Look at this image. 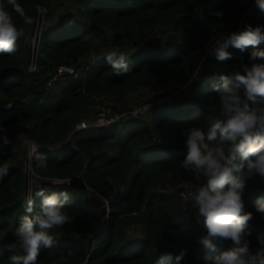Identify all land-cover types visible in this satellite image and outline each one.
Segmentation results:
<instances>
[{
  "label": "trees",
  "instance_id": "16d2710c",
  "mask_svg": "<svg viewBox=\"0 0 264 264\" xmlns=\"http://www.w3.org/2000/svg\"><path fill=\"white\" fill-rule=\"evenodd\" d=\"M57 0H17L32 18L31 24L13 13L18 28L33 30L40 9H49ZM213 1V5L211 2ZM84 9L80 18L61 22L41 36L36 62L33 49L18 37L13 52L0 51V125L11 129L16 125H34L31 139L39 150L32 159V168L40 178L63 180L69 200L64 207L71 217L64 225L49 232L53 244L41 248L37 264H212V258L233 246L230 239L214 238L215 250L206 248L199 239L207 228L199 217L183 211L179 194L155 193L166 175L184 180L197 179L191 168L182 166L187 155V130L207 129L220 121L218 89L225 81L222 75L244 73L251 66L253 50H264V44L248 46L244 51L230 47L232 56L223 61L213 58V71L193 80L199 63L195 55L205 49L211 32L231 34L241 31L240 20L254 6L252 26L264 25V11L254 0H81ZM9 11L12 6L0 0ZM200 9L201 22L191 14ZM220 12L222 15L217 16ZM116 32L113 46L128 44L135 51L128 59V71L117 74L108 61L85 71L81 77L63 76L54 80L61 65L78 64L89 56L105 29ZM159 27L178 34L181 44L145 49L144 39ZM142 35V46L136 41ZM108 43V40H102ZM127 54V53H126ZM35 70V71H33ZM160 81L170 78L192 81L187 108L161 106L150 124L130 118L109 128L76 132L63 150L54 154L60 140H67L83 119L86 109L99 96L122 100L130 92L143 88L150 77ZM242 98L243 89L240 90ZM250 108L260 107V98L248 101ZM125 126L126 129L122 130ZM160 138V141L158 140ZM219 140L208 141L214 146ZM230 142H225L227 145ZM16 142L0 131V164L14 157ZM98 152V160L88 156ZM243 160L238 154L235 163ZM236 175L235 169L232 172ZM202 175V174H201ZM200 175V176H201ZM24 171L9 167L0 175V264H9L8 257L23 254L15 229L25 216L32 217L40 207L41 198L34 195L33 212L26 211L27 202L20 200L24 188ZM108 182L120 188H106ZM207 183L201 184L205 186ZM55 190L46 189L45 194ZM102 192L109 199L108 210L94 209L86 196ZM58 192V191H57ZM264 195V177L254 173L246 180L242 193L244 211L251 212L243 239L255 253L264 248V212L256 210L258 197ZM139 226L140 242L131 241L128 228ZM61 229L73 230L86 244L71 237H59Z\"/></svg>",
  "mask_w": 264,
  "mask_h": 264
},
{
  "label": "clouds",
  "instance_id": "9594fccd",
  "mask_svg": "<svg viewBox=\"0 0 264 264\" xmlns=\"http://www.w3.org/2000/svg\"><path fill=\"white\" fill-rule=\"evenodd\" d=\"M12 6L9 11L0 4V51L11 53L16 48L18 37L24 31L14 22L13 13L31 24L32 18L25 14L24 8L17 0H7ZM255 5L264 11V0H254ZM217 16L222 13L217 12ZM264 43V25L251 24L241 31H234L217 41L214 55L217 60L229 59L232 53L230 47L244 51L248 46ZM105 59L115 73L123 68L128 71L127 60L130 56L125 52L112 50ZM249 59L258 61L244 65V73L236 72L231 76L222 75L225 83L219 87L220 108L225 116L224 121H217L207 129L192 126L187 132L185 142L187 155L183 161L184 168H191L197 179L200 175L207 177V184L196 190L194 202L199 215L204 218L208 232L199 242L206 248L215 250L214 238L230 239L233 246L212 258V264H264V248H258L255 253L249 250L248 241L243 239L246 222L251 218V212L244 211L242 193L246 180L254 173L264 177V50H253ZM243 89V97L240 90ZM260 98V107L250 108L248 101ZM136 111H139L137 109ZM219 140L214 146L207 141ZM230 142L227 145L225 142ZM33 151L36 145L32 146ZM238 154L243 160L236 164ZM9 163L0 164V175L7 172ZM235 169L236 175L232 172ZM66 181L55 180L53 184L63 185ZM35 195L41 198L39 209L32 217L25 216L15 229L19 248L23 254H13L8 257L9 264H37L40 249L53 244L54 237L49 230L64 225L71 217L64 207L69 200L68 191H53L45 194L46 189L37 185ZM256 210L264 212V195L258 197ZM26 211L33 212V200L28 199ZM182 251L177 257V264L183 258Z\"/></svg>",
  "mask_w": 264,
  "mask_h": 264
},
{
  "label": "rangeland",
  "instance_id": "374dc122",
  "mask_svg": "<svg viewBox=\"0 0 264 264\" xmlns=\"http://www.w3.org/2000/svg\"><path fill=\"white\" fill-rule=\"evenodd\" d=\"M213 5V1L211 2ZM84 9L81 0H57L55 1L49 9H40L38 12V20L36 22L33 30H26L24 32V39L27 43L34 48L37 46V43L40 41L41 36H43L47 31L57 27L61 22H67L69 20L80 18V12ZM255 8L252 7L251 11L244 15L240 20V28L243 30L246 25L251 24L250 19L253 14H255ZM197 21L201 22V13L200 9L195 10L191 14ZM116 32L112 29L111 26H107L103 35L102 40H108V43H103L102 40H97L91 54L86 58L80 60L78 64H74L73 66L76 68L78 77L83 76L87 68H92L97 63H101L103 61H107L105 56L108 52L112 50H116L118 52H125L127 54H131L135 51V46L132 44L126 45L124 48L113 46V41L115 39ZM143 36L140 34L137 36L136 41L139 46H142L141 40ZM145 49L158 48L159 50L163 47H166L168 44H181V40L175 32L171 29L159 27L156 33L152 36H149L144 39ZM142 43V44H141ZM264 44V43H263ZM199 63L197 65V71L193 76V80H198L201 75H209L213 71V64L211 60H213V56L208 53V50L203 49L199 53L195 54ZM35 71V70H33ZM60 77L56 76L55 80ZM192 87V81L185 83L181 79L170 78L166 81H160L155 77H150V80L147 84L141 88L137 92L128 93L124 99L117 100L113 97L103 98L99 96L95 99V102L91 103L90 106L86 109L85 114L83 116L82 121L86 123H93L100 113V111L104 108L111 107L112 113L116 115L126 114L128 118L131 117V113L141 108L144 105H148L151 103L158 102L159 100H167L166 104L163 106H171L172 108H187L190 104L189 93ZM250 101V100H249ZM161 107V106H160ZM159 106L155 107L146 118H140L148 122L150 124L151 119L154 117V114L159 111ZM219 120L224 121L226 118L223 113H217ZM127 118V119H128ZM81 121V122H82ZM126 129L125 126L122 127V130ZM0 131L9 134L12 136L16 142V148L14 151V157L8 162L9 167H20L23 169L25 177H24V188L20 193V200L31 199L35 192L39 189L37 185L42 186L48 190L62 191L69 187V183L66 182L63 185H55L53 181L50 179L40 178L38 177L32 166H29L30 162H32V146L36 145L35 142L31 139V133L34 131V125H16L11 129L4 128L0 125ZM72 133L68 137L67 140L58 141L54 147H49L51 151L56 154L59 150H63L64 146L68 143V141L73 140ZM160 141V138H158ZM206 142L207 138H206ZM37 147V145H36ZM35 154V153H34ZM100 157L98 152L92 153L87 158L89 161H95ZM198 180L199 184L207 183V177L201 175ZM188 180H184L176 175H166L160 184V188L155 193H169V194H180L184 189V184ZM48 186L53 187V189H49ZM106 188L118 189L120 186L113 182H108ZM86 199L90 203V205L97 210H108L109 199L102 192H89L86 196ZM190 213L196 214L200 221L204 223V218L199 215L198 207L195 205V202H191L188 206V211ZM128 235L131 238V241L140 242L143 240V234L141 228L139 226L128 228ZM71 237L78 239L81 242L88 243L89 239H84L81 235L77 234L73 230L64 231L61 229L59 233V237ZM206 236V235H205Z\"/></svg>",
  "mask_w": 264,
  "mask_h": 264
},
{
  "label": "built area",
  "instance_id": "2783aa9c",
  "mask_svg": "<svg viewBox=\"0 0 264 264\" xmlns=\"http://www.w3.org/2000/svg\"><path fill=\"white\" fill-rule=\"evenodd\" d=\"M230 34L227 33H221L212 31L210 40L205 47L206 50H208V53L215 58L214 55V49L217 46V41L222 40L225 36H228ZM96 65V64H95ZM90 68H87L89 70ZM57 76L63 77V76H73L78 77L76 68L74 66L70 65H61L57 70ZM55 80V79H54ZM103 98H107L106 96H102ZM167 100H159L158 102L151 103L148 105H144L141 108H139V111H134L131 113L130 118H146L149 113L154 110L155 107H160L165 105ZM129 116V114H128ZM126 114L116 115L112 113L111 107L108 106V108H104L100 111L98 118L93 123H86V122H80L76 125L74 131L72 132V136L76 132H80L83 130H89V129H100V128H109L111 126L121 124L123 121L128 120ZM128 118V119H127ZM39 150V147H36L35 151L32 149V155H34L35 152ZM29 166H32V162H30ZM199 181L196 179H190L184 184V190L179 194L182 202H183V211H188V206L191 202L194 201V193L198 188L201 187V185L198 183Z\"/></svg>",
  "mask_w": 264,
  "mask_h": 264
},
{
  "label": "water",
  "instance_id": "95a60500",
  "mask_svg": "<svg viewBox=\"0 0 264 264\" xmlns=\"http://www.w3.org/2000/svg\"><path fill=\"white\" fill-rule=\"evenodd\" d=\"M39 43H40V41L37 43V46L34 48V50H33V56H34V60H33V62L35 63L36 62V58H37V54H38V49H39ZM74 181L73 180H71L70 181V184L71 183H73ZM69 184V185H70ZM48 188L49 189H53V187H51V186H48Z\"/></svg>",
  "mask_w": 264,
  "mask_h": 264
},
{
  "label": "crops",
  "instance_id": "0c3cea01",
  "mask_svg": "<svg viewBox=\"0 0 264 264\" xmlns=\"http://www.w3.org/2000/svg\"><path fill=\"white\" fill-rule=\"evenodd\" d=\"M96 160H98V159H96Z\"/></svg>",
  "mask_w": 264,
  "mask_h": 264
}]
</instances>
